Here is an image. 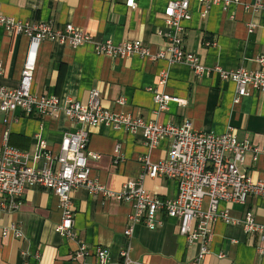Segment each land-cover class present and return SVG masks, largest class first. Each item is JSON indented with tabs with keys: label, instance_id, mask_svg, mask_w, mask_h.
Masks as SVG:
<instances>
[{
	"label": "crops",
	"instance_id": "1",
	"mask_svg": "<svg viewBox=\"0 0 264 264\" xmlns=\"http://www.w3.org/2000/svg\"><path fill=\"white\" fill-rule=\"evenodd\" d=\"M253 0H235L226 6L203 7L191 3V18L181 22L183 50L198 57L208 72L196 74L186 63L151 60L137 54L111 58L97 55L91 43L110 40L114 44L140 40L156 52L166 44L157 31L163 27L165 0H136L134 9L125 0H0V14L21 21H51L54 28L74 25L91 36V43L72 47L58 41L43 40L38 48L32 91L41 96H56L85 103L96 90L103 109L125 113L158 124L180 125L189 121L197 131L222 133L234 129L239 141L264 147V91L235 101L236 84L213 71L244 68L264 71L257 58L264 56V14L248 7ZM204 12V14H203ZM254 25L248 32V25ZM28 45L26 36L0 27V86L14 88L20 78ZM162 73L166 82L159 84ZM179 98L182 104L168 103L155 112L152 91ZM122 99L123 102L118 101ZM75 123L63 114L57 118L26 115L0 110V145L4 131L13 148L27 152L31 159L37 135L57 151L63 133ZM89 132L87 150L90 174L112 191H119L128 179L141 171L136 158L148 155L157 161L167 156L169 139L162 137L149 147L140 133L131 134L105 125L84 126ZM120 146V157L113 153ZM243 170L254 181H264V158L254 161L244 154ZM38 166L42 159H36ZM144 187L161 199L174 197L177 184L165 177L146 178ZM16 211H3L0 230L15 225L21 237L3 236L0 231V264H94L91 255L76 256L80 244L90 251L107 249L109 264H122L126 251L130 264H264V240L245 233L239 225L217 220L212 224L208 253L198 258L200 242L188 243L179 234L176 218L159 215L162 224L150 230L143 223L133 225L125 235L130 207L100 194L91 195L83 187L71 193L74 236L66 238L55 231L61 214L57 197L41 187L24 189ZM229 216L242 218L250 211L264 224V198L250 195L244 204L221 202Z\"/></svg>",
	"mask_w": 264,
	"mask_h": 264
},
{
	"label": "built area",
	"instance_id": "2",
	"mask_svg": "<svg viewBox=\"0 0 264 264\" xmlns=\"http://www.w3.org/2000/svg\"><path fill=\"white\" fill-rule=\"evenodd\" d=\"M192 1L205 9L214 4L226 6L235 0H165L163 27L157 33L165 37L166 44L156 52L150 51L138 39L119 44L110 40L91 43L88 33L71 24L54 28L51 21H21L0 14V27L28 39L17 86H0V110L12 113L20 109L26 115L41 118H57L63 114L75 125H83L74 126L63 133L57 151L49 149L46 141L37 135L32 159L27 152L10 146L9 133L3 132L0 145V220L3 211L19 209L24 189L41 187L50 190L58 200L61 219L55 231L71 238L74 236L71 193L83 187L91 195L100 194L130 207L125 235H131L136 223H143L150 230L155 229L162 224L159 218L161 214L178 219L179 234L188 243L195 240L200 242L198 258L208 253L207 243L212 236V224L217 220L239 225L245 233L256 234L264 240V224L258 223L250 211H246L239 219L229 216L226 209L220 208L221 202L244 204L250 195L264 198V181L252 180L243 170L244 154L250 152L256 161L264 158V147L254 146L248 140L239 141L232 127H227L222 133L202 132L195 130L189 121L180 125H162L135 115L110 112L102 108L96 90L89 92L85 103L56 96H41L32 91L38 48L46 39L72 47L91 43L94 53L101 56L118 58L137 54L151 60L186 63L196 74L208 72L205 66L198 63L196 55L182 47L181 22L191 18ZM125 6L136 8V0H125ZM248 7L259 9L264 14V0H253ZM253 27L249 23L248 32ZM257 61L264 65V56H259ZM213 71L220 74L222 79L232 80L236 84L235 101L250 95L251 91H264V71L247 72L244 68L226 71L220 67H214ZM166 76V73L161 74L159 84L166 82ZM152 95L155 112L165 110L170 102L182 104L179 98L165 92L153 90ZM118 102L122 103L123 100ZM85 125H105L131 134L140 133L149 147L155 146L162 137L168 138L170 144L167 156L157 161L151 160L148 155L139 156L136 158L141 167L138 176L126 180L119 191H112L90 174L88 158H97V155L87 150L89 132L84 128ZM113 153L116 158L120 157V146L115 145ZM36 159H42V165L38 166ZM157 177L176 182L174 197L161 199L146 190L144 180ZM0 231L3 236L23 235L15 225ZM91 254L94 264H109L108 251L103 247H97L92 252L85 244H80L76 251L79 257ZM121 256L124 257L122 264H130L126 251L121 252Z\"/></svg>",
	"mask_w": 264,
	"mask_h": 264
}]
</instances>
